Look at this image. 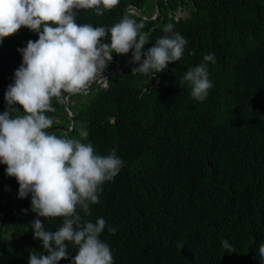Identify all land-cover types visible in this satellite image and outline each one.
I'll use <instances>...</instances> for the list:
<instances>
[{
  "label": "trees",
  "instance_id": "trees-1",
  "mask_svg": "<svg viewBox=\"0 0 264 264\" xmlns=\"http://www.w3.org/2000/svg\"><path fill=\"white\" fill-rule=\"evenodd\" d=\"M159 1L156 20L135 15L148 34L143 51L171 35L163 32L171 23L187 40L181 60L152 79L132 73L138 64L125 65L121 58L132 51L114 54L120 72L106 84L94 85L86 101L82 94L69 97L75 100L74 131L66 133L72 123L64 99H54L56 111L47 113L59 120L51 133L91 143L98 155L115 149L124 162L114 180L102 186L100 202L90 204L91 214L85 216L79 208L78 214L85 221H106L100 238L109 245L114 264H264L259 254L264 244V0ZM188 3L193 6L189 15H169ZM130 5L148 6V17L156 12L154 0H120L102 16L80 10L76 22L110 29ZM109 39L110 33L104 42ZM29 40L38 35L21 28L0 44V113L7 109L4 95L22 64L18 49ZM210 53L215 57V63H207L213 87L199 102L190 85L180 81ZM6 167L0 164V198L7 199V189L13 197L7 199L3 222L0 217V264H28L29 250L44 252L31 229L37 217L31 196L18 198V182L7 176ZM4 211L0 203V213ZM41 222L55 231L63 220ZM76 254L70 244L69 259L59 264H71Z\"/></svg>",
  "mask_w": 264,
  "mask_h": 264
},
{
  "label": "clouds",
  "instance_id": "clouds-1",
  "mask_svg": "<svg viewBox=\"0 0 264 264\" xmlns=\"http://www.w3.org/2000/svg\"><path fill=\"white\" fill-rule=\"evenodd\" d=\"M119 3L120 0H0V44L21 28L38 35V40H29L26 48L18 49L22 64L5 92L7 109L0 114V164L6 165L7 176L18 182V198L31 196V211L37 217L31 223L33 238L42 241L44 250H29L28 264H59L69 259L70 244L77 250L71 264H114L109 245L100 238L106 221H85L77 209L90 215V204L100 202L102 186L114 180L124 162L115 149L107 156L98 155L91 143L49 132L54 120L47 113L56 111L54 99L59 103L65 94L84 95L93 83L106 84L105 69L114 54L123 56L132 51L131 61L126 63L123 58L125 65L138 64L132 73L151 75L152 79L183 57L187 40L174 32L171 23L163 28L171 35L160 37L147 52L143 51L149 40L148 34L141 31L143 24L131 19V14L137 15L135 8L141 10L136 5L127 6L128 17L110 29L76 22L80 10H94L102 16ZM109 33L110 45L104 42ZM203 60L180 81L190 85L192 98L199 102L213 87L207 63H215L214 54L205 55ZM7 199L0 201L7 202L0 213L2 222L5 212H9ZM12 211L15 214L14 208ZM41 218L47 223L62 218V226L46 230ZM109 231L115 233L117 229ZM222 244L228 253H234L227 241ZM178 247L182 249L183 245ZM259 254L264 260V244Z\"/></svg>",
  "mask_w": 264,
  "mask_h": 264
},
{
  "label": "water",
  "instance_id": "water-1",
  "mask_svg": "<svg viewBox=\"0 0 264 264\" xmlns=\"http://www.w3.org/2000/svg\"><path fill=\"white\" fill-rule=\"evenodd\" d=\"M166 1H167V0H166ZM155 4H156V10H157V12H156V14H155L154 16H152L151 18H146V17L143 15L142 11H141L140 9H138V8H135V11L137 12V15H138L139 17H142L143 19L152 22V21L156 20V19L161 15V5H160L159 0H156V3H155ZM125 17H128V11H127V10L124 11V18H125ZM110 43H111V42H109L108 44L110 45ZM111 61H112V63H115V64H116V68H113V66H110V67H109V70L106 71V72L104 73V75L107 77V79L110 78V77H112L115 73L121 71V63H120V61L117 60L116 58H112ZM96 84H97V85H98V84L100 85L101 82H100V83H93V84L89 87V89H88L86 92H89L90 89H91L94 85H96ZM86 92H85V93H86ZM85 93H83V94H85ZM70 96H72V95L66 94L65 99H64V104H65V107H66V111H67V113H68V115H69V118H70V120H71V123H72L71 128L67 129V130H66V133H69V132L74 131L75 123H76V119H75L74 111L72 110V108H71V104H70V102L68 101V99H69ZM56 129H57V128H56ZM54 130H55V129H51V130H49V132H53ZM0 201L4 202V200H1V199H0ZM4 205H7V202H6V201H5V204H4ZM5 214H6V212H5ZM5 214H4V219H5ZM4 219H3V220H4ZM1 227H2V224L0 223V229H1Z\"/></svg>",
  "mask_w": 264,
  "mask_h": 264
},
{
  "label": "rangeland",
  "instance_id": "rangeland-1",
  "mask_svg": "<svg viewBox=\"0 0 264 264\" xmlns=\"http://www.w3.org/2000/svg\"><path fill=\"white\" fill-rule=\"evenodd\" d=\"M155 1V3H156V0H154ZM180 8H182V9H180ZM192 8H193V6L192 5H190L189 3L187 4V5H183L182 7H177L176 9H175V11H173V16H174V18H176V19H178V17L179 16H187V15H189V13L191 12V10H192ZM141 11H142V13L145 15V16H150L151 15V11H149L148 10V6H145V8H142L141 9ZM156 13V12H155ZM155 13L153 14V15H155ZM152 15V16H153ZM131 17H132V19H134L136 22H138L137 21V19H136V16L134 15V14H131ZM143 19V18H142ZM144 20V19H143ZM122 60H123V57L121 58ZM132 60V54H130V55H128V56H126L125 57V61H126V63L128 62V61H131ZM110 66H112V65H109L108 66V68L107 69H105V72L109 69V67ZM101 85V84H100ZM86 93H88V92H86ZM84 94L83 96H82V99H83V101H86V98L84 97L85 95H87V94ZM68 101L70 102V104L71 105H73L74 103H75V100H71V99H68ZM4 111H1V113L0 114H2ZM54 120V122L55 121H59V120H55V119H53ZM7 192H8V198L10 197H13V192L11 191V190H9V189H7ZM9 224H7L6 225V227L8 226ZM8 231H9V229L7 228V230H6V232L4 233V235H3V243L5 244L6 242H7V240H8Z\"/></svg>",
  "mask_w": 264,
  "mask_h": 264
},
{
  "label": "built area",
  "instance_id": "built-area-1",
  "mask_svg": "<svg viewBox=\"0 0 264 264\" xmlns=\"http://www.w3.org/2000/svg\"><path fill=\"white\" fill-rule=\"evenodd\" d=\"M170 16H172V13H169ZM174 15V14H173Z\"/></svg>",
  "mask_w": 264,
  "mask_h": 264
},
{
  "label": "flooded vegetation",
  "instance_id": "flooded-vegetation-1",
  "mask_svg": "<svg viewBox=\"0 0 264 264\" xmlns=\"http://www.w3.org/2000/svg\"><path fill=\"white\" fill-rule=\"evenodd\" d=\"M167 2V1H166ZM156 6V5H155ZM124 60V59H123Z\"/></svg>",
  "mask_w": 264,
  "mask_h": 264
},
{
  "label": "bare ground",
  "instance_id": "bare-ground-1",
  "mask_svg": "<svg viewBox=\"0 0 264 264\" xmlns=\"http://www.w3.org/2000/svg\"><path fill=\"white\" fill-rule=\"evenodd\" d=\"M2 228V227H1Z\"/></svg>",
  "mask_w": 264,
  "mask_h": 264
}]
</instances>
